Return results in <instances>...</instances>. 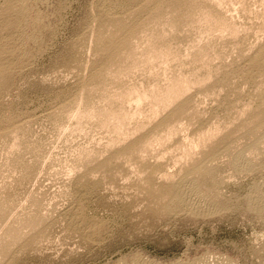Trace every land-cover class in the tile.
Segmentation results:
<instances>
[{
	"label": "rangeland",
	"instance_id": "rangeland-1",
	"mask_svg": "<svg viewBox=\"0 0 264 264\" xmlns=\"http://www.w3.org/2000/svg\"><path fill=\"white\" fill-rule=\"evenodd\" d=\"M0 264H264V0H0Z\"/></svg>",
	"mask_w": 264,
	"mask_h": 264
},
{
	"label": "bare ground",
	"instance_id": "bare-ground-1",
	"mask_svg": "<svg viewBox=\"0 0 264 264\" xmlns=\"http://www.w3.org/2000/svg\"><path fill=\"white\" fill-rule=\"evenodd\" d=\"M218 2V1H217ZM223 2V1H222ZM219 4V3H218ZM240 163V162H239ZM247 168V167H246ZM189 184V183H188ZM187 185V184H186ZM195 186V185H194ZM195 188V187H194ZM263 196V195H262ZM182 198V197H181ZM183 199V198H182ZM182 201V200H181ZM261 204V203H260Z\"/></svg>",
	"mask_w": 264,
	"mask_h": 264
}]
</instances>
